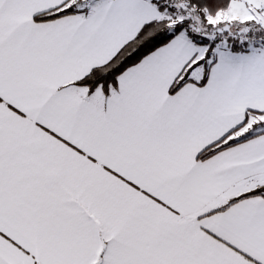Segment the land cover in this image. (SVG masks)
Returning <instances> with one entry per match:
<instances>
[{
	"label": "snow or ice",
	"instance_id": "6c2138e0",
	"mask_svg": "<svg viewBox=\"0 0 264 264\" xmlns=\"http://www.w3.org/2000/svg\"><path fill=\"white\" fill-rule=\"evenodd\" d=\"M0 264H264V0H0Z\"/></svg>",
	"mask_w": 264,
	"mask_h": 264
}]
</instances>
